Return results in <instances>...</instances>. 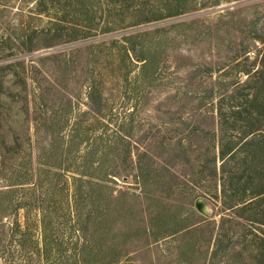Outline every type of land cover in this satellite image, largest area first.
I'll return each instance as SVG.
<instances>
[{
  "label": "rangeland",
  "instance_id": "374dc122",
  "mask_svg": "<svg viewBox=\"0 0 264 264\" xmlns=\"http://www.w3.org/2000/svg\"><path fill=\"white\" fill-rule=\"evenodd\" d=\"M36 6L35 0H0V67L27 63L20 77L0 72V264H264L263 230L223 207L216 180H199V137L186 136L192 151L187 158L182 135L171 130L214 131L218 97H242L250 81L244 70L258 69L261 58L254 25L264 0L218 7L198 0L195 12L177 19L29 52L40 41L30 40L41 25ZM173 23L195 26L162 54L164 80L152 87L134 83L138 70L123 88L124 70L111 50L93 55L87 49ZM199 32L209 35L195 42ZM72 51L79 52L64 56ZM42 56L37 69L34 61ZM211 66L223 72L211 73ZM92 83L103 88L98 104L89 99ZM213 88L214 106L202 100ZM122 125L133 145L149 149L147 181L132 172L128 180L97 173L104 188L97 187L92 198L80 191L75 203L74 176L84 171L89 144L105 151L94 159L107 173L121 167L116 148L122 146ZM199 200L207 214L198 210ZM253 229L263 240L250 234Z\"/></svg>",
  "mask_w": 264,
  "mask_h": 264
},
{
  "label": "trees",
  "instance_id": "16d2710c",
  "mask_svg": "<svg viewBox=\"0 0 264 264\" xmlns=\"http://www.w3.org/2000/svg\"><path fill=\"white\" fill-rule=\"evenodd\" d=\"M35 1L37 6L34 13L41 25L33 36H30V40L40 41H38L39 44L34 45L35 49L29 50V52L61 44L91 41L112 33L177 19L195 12L198 6V0ZM240 1L244 0H212L214 7L220 6L223 2ZM128 14H133V17L129 19ZM227 15H233V13L228 12ZM190 26H195V23H173L169 26L158 27L153 31L125 35L123 38L111 42L92 43L87 46V49L93 55L97 51H104V49L111 50L112 57L119 61V69L124 70L123 88L125 85H130L131 74L138 70V76L134 83H137V86L146 84L152 87L158 81L164 80L162 64L165 59L162 58V54L164 55L167 48L176 44L178 37L187 34L185 28ZM254 27L257 28L254 39L262 46L261 58L254 64V66L258 64V69L252 66V68L244 70L250 81L247 84L248 88L243 90L244 94L240 95L242 97L233 95L218 97V129L206 131L196 126L190 130L179 127H172L171 130L182 135L180 148H182V155L187 158L192 156V151L184 144V141L187 140L186 136L199 137L202 145L195 151V155L197 154L196 164L197 166L201 165L202 168L199 180L203 181L206 178H211V181L216 180L217 184L221 186L220 195H217V198H220L223 207L231 211L237 219L249 216L248 221L259 227L258 229L253 228L256 231L263 230L264 232V11L255 22ZM207 35L209 34L206 32H199L194 41H200L199 38L204 39ZM21 38L24 41L25 38ZM244 49L243 53L249 56V49L247 50V47ZM73 52L79 51H72L64 56L71 57ZM7 58H11V56L9 55ZM45 60L43 56L37 58L34 61L37 62L35 67H39L40 63ZM26 64V61L11 62L0 67V72L8 71L15 77H20L21 71L24 73L26 71ZM213 69L219 73L223 72L219 66L215 68L211 66L208 70L212 73ZM167 80H169L168 77ZM2 82L3 75H0V84ZM214 94L215 88L209 92L208 97H202V100L209 101L208 104L213 105ZM88 95L93 104H98L100 97L101 99L103 97V88L92 83ZM202 112L206 113V110ZM182 124L187 125L185 121H182ZM165 125L173 126L172 123ZM124 129L125 126L122 125L119 132L122 146L116 148V152L122 157V165L118 170L112 169L111 173H107L106 166L94 159L98 158L100 154L106 155L105 151L95 148L93 144H89L86 148L82 164L84 171L80 174L81 177L74 176L75 203L78 201L77 196L80 191L86 197L92 198L93 194H96L97 187L104 188V185L102 187V183L98 181L100 179L99 175H96L97 173L116 177L123 176L124 180H128L132 172L142 184L147 181L146 173L150 172L149 164L153 161L148 152L149 149L137 145L138 143L133 145L131 133H124ZM169 139L167 137V140ZM89 140L92 141L91 137ZM206 142L209 144L204 146L203 144ZM5 169H7V164H4V172ZM79 183L80 186L77 187L76 184ZM84 183L88 185V188H84ZM4 208L5 202L0 197V215ZM254 229L250 231V234L257 239H262L261 234H257ZM250 234L246 233L245 237Z\"/></svg>",
  "mask_w": 264,
  "mask_h": 264
},
{
  "label": "water",
  "instance_id": "95a60500",
  "mask_svg": "<svg viewBox=\"0 0 264 264\" xmlns=\"http://www.w3.org/2000/svg\"><path fill=\"white\" fill-rule=\"evenodd\" d=\"M197 208H198V210H199L201 213H203V214H207V213H208L207 205H206V203H205L204 201H202V200H199V201L197 202Z\"/></svg>",
  "mask_w": 264,
  "mask_h": 264
},
{
  "label": "built area",
  "instance_id": "2783aa9c",
  "mask_svg": "<svg viewBox=\"0 0 264 264\" xmlns=\"http://www.w3.org/2000/svg\"><path fill=\"white\" fill-rule=\"evenodd\" d=\"M1 160H2V158H1V156H0V162H1Z\"/></svg>",
  "mask_w": 264,
  "mask_h": 264
}]
</instances>
